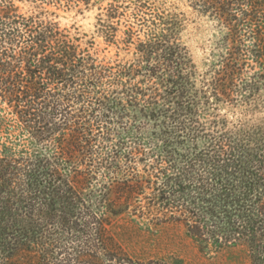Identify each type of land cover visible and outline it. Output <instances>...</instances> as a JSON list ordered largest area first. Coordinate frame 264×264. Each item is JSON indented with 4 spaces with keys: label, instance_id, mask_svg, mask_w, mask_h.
I'll use <instances>...</instances> for the list:
<instances>
[{
    "label": "trees",
    "instance_id": "1",
    "mask_svg": "<svg viewBox=\"0 0 264 264\" xmlns=\"http://www.w3.org/2000/svg\"><path fill=\"white\" fill-rule=\"evenodd\" d=\"M194 6L229 31L203 74L183 20L143 1L123 41L135 59L107 66L44 13L0 0V264H186L146 253L166 226L202 253L264 264V118L220 114L264 87V73L244 75L250 58L264 66V0ZM121 9L100 17L109 43Z\"/></svg>",
    "mask_w": 264,
    "mask_h": 264
},
{
    "label": "rangeland",
    "instance_id": "2",
    "mask_svg": "<svg viewBox=\"0 0 264 264\" xmlns=\"http://www.w3.org/2000/svg\"><path fill=\"white\" fill-rule=\"evenodd\" d=\"M140 1L145 2L155 13L176 14L183 20L179 34L180 43L188 49L199 74L207 72L210 67L220 61L222 56L227 55L228 46L224 43V38L229 31L217 19L202 14L194 6V0ZM14 2L23 14L44 13L45 19L53 20L62 30H66L76 45L88 51L97 63L115 66L135 59V45L123 43L126 38V25L135 22L132 15L135 0H14ZM111 4L120 5L121 12L125 15L121 18L119 25L115 23L118 28L116 44L106 40L99 25L100 17L106 19L102 16L106 13L104 9ZM139 28L140 26L137 25L135 29L139 30ZM140 38L142 40L146 38L144 32H140ZM250 42L245 43L249 45ZM263 69L264 66L250 58L244 69L245 78L249 79L257 73L262 74ZM139 81L141 77H138L135 82ZM252 105L251 107L244 106L242 103L237 106L221 105L220 114L229 121H236L240 118L254 122L260 121L264 118V87L260 89ZM255 105L257 108H254ZM10 113L11 109L0 104V115L5 114L10 118ZM156 235L159 241L156 249L146 248V253H173L183 258L186 264H248L241 250L223 251L218 254L200 252L176 227H163ZM140 251L137 248L135 252L140 253Z\"/></svg>",
    "mask_w": 264,
    "mask_h": 264
}]
</instances>
